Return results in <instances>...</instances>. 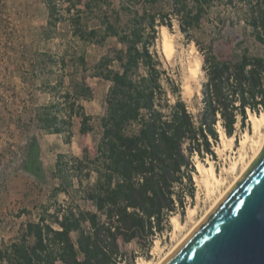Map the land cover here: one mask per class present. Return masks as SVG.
<instances>
[{"label": "trees", "instance_id": "obj_1", "mask_svg": "<svg viewBox=\"0 0 264 264\" xmlns=\"http://www.w3.org/2000/svg\"><path fill=\"white\" fill-rule=\"evenodd\" d=\"M70 1L67 11L83 3ZM87 1L86 9L101 11L99 28L83 22L84 11L77 9L70 20L72 34L97 45L112 37L122 45L92 68V77L110 83L107 111L99 116L96 154L92 157L84 150L82 157L57 155L50 174L58 181L49 196L52 204L41 206L37 221L26 222L17 240L2 243L0 264H123L127 253L120 241L137 242L148 252L169 216L178 209L185 213L187 195L194 196L193 158H215L218 124L232 137L238 127L245 129L248 111L264 112V0H126L111 14L102 11L111 5L108 0ZM219 3L234 9L263 51L253 55L243 50L232 60L209 46L204 52L202 107L194 115L155 49L157 28L171 29L172 18H177L188 36ZM47 5L46 33L51 38L63 17L54 0ZM121 12L129 15L125 24ZM71 59L80 64L82 77L72 72L63 94L59 88L64 82L59 78L49 88L52 95L58 93L57 100L40 107L33 120L46 133L61 135L67 145L74 137V118H80V134L94 131L93 116L79 102L92 94L83 80L87 62L84 55ZM61 63L65 66L64 59ZM25 169L40 181L47 179L36 138L29 141ZM62 194L71 203H61Z\"/></svg>", "mask_w": 264, "mask_h": 264}, {"label": "rangeland", "instance_id": "obj_2", "mask_svg": "<svg viewBox=\"0 0 264 264\" xmlns=\"http://www.w3.org/2000/svg\"><path fill=\"white\" fill-rule=\"evenodd\" d=\"M108 1L111 5L102 11L109 10V14L112 9L120 10L123 1L127 2ZM47 2L48 0H0V249L3 242L10 243L20 237L26 222L37 221L43 204H52L49 196L52 187L58 181L51 178L50 174L58 154L82 157L84 150H88L92 157L95 156L101 134L99 116L107 111L106 95L110 83L92 77V68L102 56L113 55L122 48V45L112 37L103 45H97L82 41L72 34L70 20L77 14V9L84 11L81 13L83 22H88L91 28H99L101 11L86 9L84 5L87 0H83L75 9L71 7L70 11H67V8L72 6L70 0H54L60 12L58 15L63 19L52 30V37H47L49 21ZM233 11L232 7L219 3L210 10L200 28L188 36L181 31L177 18H172L171 29L166 26L157 28L158 39L155 49L165 68H168L170 76L179 85L182 99L194 115L202 107L201 90L206 81L204 52L209 46L213 47L216 54H224L232 60H235L243 50H248L253 55L261 54L263 51L262 45L253 38L250 28L239 20ZM128 17L126 12H121L122 24H125ZM163 27H166L170 34L169 39L171 38L174 47L171 52L165 51L163 47ZM80 55H84L87 62L88 71L83 80L91 87L92 94L89 99H80L79 102L84 106L86 113L93 116L94 131L85 135L80 134V118H74L72 127L74 137L72 143L67 145L62 136L46 133L33 120L40 107L57 100L58 93L52 95L49 88L55 85L59 78L64 82L59 88L60 94H63L70 87L72 72L77 71V78L82 77L83 72L76 61ZM72 56L76 57L78 66L74 65ZM63 59L65 66L61 63ZM197 61H200L201 65L198 74L192 76ZM114 68L117 69L116 64ZM59 102L63 103L61 97ZM250 114L253 113L248 111L245 129L241 130L238 127L236 134L232 136L233 145L229 144L222 152L218 151L223 141L218 124L220 139L213 147L215 158L206 156L203 161L197 156L193 158L196 170L193 173L194 196L187 195L185 213L182 215L178 209L175 214L169 216L164 232L156 234L148 252L137 242L120 241L122 250L127 253V261L123 264L160 262L180 236L191 228L192 223L186 218L189 209L191 207L198 209L196 220L206 213L211 202L206 197L205 187L199 182L200 174L196 164L198 162L210 164L213 161L217 173L228 177V183L233 181V175L227 174L225 169L229 168L235 159L239 160L240 152L244 151L241 142L245 132L253 133ZM31 138H36L41 147L42 161L47 174L45 181L36 179L25 169ZM245 150L249 152L248 149ZM59 200L64 204L71 203L64 194L59 195ZM80 203L83 208H91L89 203ZM174 217L184 226L177 234L172 223ZM74 237L73 234V239Z\"/></svg>", "mask_w": 264, "mask_h": 264}, {"label": "water", "instance_id": "obj_3", "mask_svg": "<svg viewBox=\"0 0 264 264\" xmlns=\"http://www.w3.org/2000/svg\"><path fill=\"white\" fill-rule=\"evenodd\" d=\"M162 264H264V147L205 220Z\"/></svg>", "mask_w": 264, "mask_h": 264}, {"label": "bare ground", "instance_id": "obj_4", "mask_svg": "<svg viewBox=\"0 0 264 264\" xmlns=\"http://www.w3.org/2000/svg\"><path fill=\"white\" fill-rule=\"evenodd\" d=\"M170 34L168 33L166 27H163V36H164V48L165 51L171 52L173 50V44L171 42V38L169 39ZM170 55V54H169ZM201 62H196V67L192 71V76H196L198 74V70L200 68ZM250 122L253 133L249 131L245 132L241 145L244 148V151L240 152L239 160L235 159L233 163L229 166V168L225 169L227 174L233 175V181L227 182L228 177L225 178L221 174H218L216 171V166L212 162L210 164H204L202 162H198L196 164V169L200 174L199 182L203 184L206 190L207 198L210 201V207L206 211V213L200 218L196 220L197 216V208L191 207L188 211L187 217L188 221L192 223L191 228L183 234V236L178 239L174 247L161 259L160 262L156 264H162L169 256L187 239V237L205 220V218L211 213V211L216 207V205L222 200V198L230 191V189L237 183V181L244 175V173L248 170V168L255 161L257 156L260 154L261 150L264 147V113L261 115L250 114ZM220 126V134L222 141V146L218 148L219 152H222L224 149L229 147V144H232L233 138L227 137L224 133V130L219 123ZM229 140V141H228ZM241 146V147H242ZM242 149V148H241ZM245 149H248L246 151ZM243 150V149H242ZM227 179V180H226ZM172 223L174 225V231L176 234L181 232L184 228L182 223L176 217L173 218ZM190 223V225H191ZM189 224V223H188ZM184 233V232H183ZM182 235V234H181ZM174 236V235H173ZM179 237V236H178ZM148 264V263H147Z\"/></svg>", "mask_w": 264, "mask_h": 264}, {"label": "crops", "instance_id": "obj_5", "mask_svg": "<svg viewBox=\"0 0 264 264\" xmlns=\"http://www.w3.org/2000/svg\"><path fill=\"white\" fill-rule=\"evenodd\" d=\"M50 135H58V134H50ZM59 136H61V135H59Z\"/></svg>", "mask_w": 264, "mask_h": 264}]
</instances>
